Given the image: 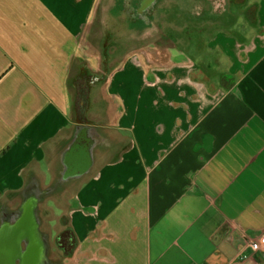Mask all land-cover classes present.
<instances>
[{
    "label": "crops",
    "instance_id": "obj_1",
    "mask_svg": "<svg viewBox=\"0 0 264 264\" xmlns=\"http://www.w3.org/2000/svg\"><path fill=\"white\" fill-rule=\"evenodd\" d=\"M96 3L0 0V202L70 201L75 264H264V0L252 39L208 24L109 71Z\"/></svg>",
    "mask_w": 264,
    "mask_h": 264
},
{
    "label": "rangeland",
    "instance_id": "obj_2",
    "mask_svg": "<svg viewBox=\"0 0 264 264\" xmlns=\"http://www.w3.org/2000/svg\"><path fill=\"white\" fill-rule=\"evenodd\" d=\"M253 1L254 0H250V3H253ZM107 2L110 5L111 4H114L117 6L126 5L127 7H130V3H131V6H132L131 10L128 9L127 11V14H130V15L127 16L120 11L117 13L111 12V14L108 11L104 12L103 8L105 7L102 5V9L99 11L100 13H98L96 16L93 14V16L91 17V20H89L85 24V27H84L85 33H88V34L90 33L94 35L97 32L99 36H97V38L93 37V39L90 40L89 36L83 33L82 40L84 43H86L90 47V54H95L98 52V48L96 46H98L102 50H105L107 55L100 54L99 65H101L102 69L104 68L106 71H109L110 69H114L117 66V65L112 66L111 62H118V64H121V62L125 59L127 54H131L130 52L134 53L133 51L135 50V48H133V46L130 45L126 47L127 50H129L130 52H128L127 50H119V51L117 50V51L111 52L112 47H110L109 42L115 41L116 38L113 35L105 37V35H107V32L113 33L112 29H110L111 23L110 24L108 23L110 25L109 27L106 21L113 22L114 31L116 32L117 22H120V23L126 22V21H134L135 23H139L140 21L142 22L145 17L144 10L147 7V6H144L145 4H148V6L151 7L150 17H152L153 11H154L155 16H163L164 14L169 15L172 12L174 6H172L171 4H169V6H166L167 4L166 2H168L167 0H146L145 3H144V0L136 1L135 3H133L131 0H108ZM160 4H161V7L163 4H165L163 7L165 6L166 7L163 9H159V12L155 11L156 6ZM80 6L81 8H85L87 4H83L82 2ZM223 6L224 4L222 0H217L216 2L214 0V2H209V4L206 6L204 11H202L200 15L198 16L188 15L187 17L183 15L182 17L183 20H180L179 22H177V25L175 23H171L170 18L166 17V19L162 22L161 27L164 30L163 32L169 33L172 26L176 25L178 28H183L187 24V23H184L182 25H179L183 21L195 22L196 24H189V27L187 26L183 29V31L180 30L178 32L183 33L187 31L189 32V34H202V33H208V32L212 33L213 29H210L209 31L208 24H212V25L221 24L222 18L220 16H223V13L221 12L219 13V11H224ZM74 11H77V10H74ZM239 12L244 17L239 16L238 15ZM188 13H190L191 15H194L192 11H188ZM232 13H233V16L228 17L226 19L227 22L226 21L225 22L228 24L233 23V25L228 27V24H223V27H228L226 28V31H232L233 33H236L238 37L240 38L245 37L249 39H252L257 33H259V29L257 28V26H255V9L254 8H250L249 10L236 8V10L234 9V12L232 11ZM97 18H98V24H91L90 26H88L90 23L95 22ZM102 27L105 28L107 32L103 30V34H101L100 32L102 31ZM123 27L125 29H128L130 33H134V29L131 26H129L128 28L127 24H124ZM202 28H205L206 30ZM216 32H218V28L214 29V33ZM161 39H163V37H161ZM139 43L142 45L150 46V48H151V45L154 44V42H151V41H139ZM112 44L113 43H111V45ZM154 48L156 50L158 49L157 47H153V49ZM154 54H157V53H154ZM70 208H71L70 201L69 202L68 201H63V202L44 201L41 206V210H42V214L44 218V226H43L44 229H46L49 233L51 232L52 236H55L56 234H61L64 231V229L67 230L66 226H63L64 224H59V219L65 214L68 216L67 218H69L70 220L71 219L69 216ZM6 220L7 219L5 218H2V217L0 218V252H7L10 254L13 251H16L21 256L20 264H23L24 261H26L25 257H26V252L28 250V243L25 239L24 233L22 232L23 230L26 229V227L24 226V224H21V223L16 224V225L9 224L8 227H6V225L3 224V221H6ZM20 221L23 222V217L20 218ZM65 224L69 225V221L68 222L65 221ZM70 224H71V221H70ZM56 253L59 254L55 250L54 254L56 255ZM22 257L24 260L22 259ZM75 257L72 260V262H69L68 264H75V261H76ZM34 260H36V258H34ZM0 262H2L1 259H0ZM0 264H3V263H0Z\"/></svg>",
    "mask_w": 264,
    "mask_h": 264
},
{
    "label": "water",
    "instance_id": "obj_3",
    "mask_svg": "<svg viewBox=\"0 0 264 264\" xmlns=\"http://www.w3.org/2000/svg\"><path fill=\"white\" fill-rule=\"evenodd\" d=\"M108 0H97L96 7L94 8V15L96 16L99 11L102 9V5L105 7L104 12L108 11L110 12H122L125 15L127 14L128 9L131 10L130 7H127L126 5L117 6L114 4H109L107 2ZM133 3L136 1L141 0H131ZM145 1V0H144ZM166 6H169L171 4L173 7L172 12L169 15L164 14L163 16H155L154 11L152 12V17H158L156 20L158 23L155 25L148 26L147 29H151L149 37L146 35L145 39L146 41L154 42V46H160L159 42L157 41L160 36L163 33L162 29V22L166 19V17L170 18V21L176 19V21L183 20V15L186 17L189 16H198L204 11L206 6L209 4V2H214V0H167ZM217 0H215L216 2ZM146 2V1H145ZM144 2V3H145ZM224 6V11H219V13L223 14H229L230 17L233 16V13L231 12V0H222ZM161 5V4H160ZM165 4L162 5V7L155 9V11L159 12V9H163ZM184 10V11H183ZM133 11V10H132ZM131 11V13H132ZM188 11H192L194 15H191L188 13ZM114 13V14H115ZM113 14V15H114ZM166 15V16H165ZM126 16V17H127ZM104 17V16H103ZM107 25L111 27L113 33L107 32L105 28L102 27V31L100 32L103 34V30L107 32V35L105 37L113 35L116 39L115 41L109 42L110 47H116V50H127L126 47L133 46L136 51H141L142 53H146L147 51H151L150 46L142 45L139 43V39L143 37V34H139V32H142L143 25L141 21L139 23H135L134 21H126V22H117L116 24V32L114 31V25L112 21H106ZM109 23V24H108ZM156 23V22H155ZM186 23V21L181 22L179 25ZM91 24H98V18L95 22L90 23ZM124 24H127V27L131 26L134 29V33H130L128 29H125L123 27ZM196 24V23H195ZM151 27V28H150ZM187 27L184 26L183 28H178L176 25L172 26L174 31L172 32H178L183 31V29ZM137 29V30H135ZM98 33L96 32L93 37L97 38ZM158 42V43H156ZM111 43H113L111 45ZM112 49V48H111ZM159 49V48H158ZM130 52L129 50H127ZM132 53V52H130ZM43 196V193L41 191V188L38 184L30 183L25 186L22 192L9 195L7 198H5L3 201L0 202V218L7 219L6 221H3V224L8 227V225H16V224H24L26 227L25 230L22 232L25 235V239L28 243V250L26 252V257L23 264H48L49 261V255L50 254V244H49V237L46 234L45 231H43L44 226V218L42 215L41 206L44 202V200H41L40 198ZM17 204L18 206L13 208V206ZM23 217V222L20 221V218ZM53 254V252H51ZM21 256L16 252L13 251L12 253L7 252H0V259L2 260L3 264H15V260H20ZM36 258V260H34ZM39 258V260H38ZM23 259V257H22ZM24 260V259H23ZM56 264V263H55Z\"/></svg>",
    "mask_w": 264,
    "mask_h": 264
},
{
    "label": "flooded vegetation",
    "instance_id": "obj_4",
    "mask_svg": "<svg viewBox=\"0 0 264 264\" xmlns=\"http://www.w3.org/2000/svg\"><path fill=\"white\" fill-rule=\"evenodd\" d=\"M247 1L248 0H231V9H230L231 12L232 11L234 12V9L236 10V8L243 9L242 5ZM130 5H131V3H130ZM144 6H147V7L144 10V12H145L144 20L141 22L143 25V29H142L141 33L139 32V34H143V37L140 38L139 41H146L145 37L147 34L149 37L151 29H147V26H151L154 24L156 25L158 23V21L156 20L158 17H155V16H154V18L150 17L151 16V14H150V8L151 7H149L148 4H145ZM160 7H161V5H158V6H156L155 9H158ZM236 14H238V13H236ZM238 15L242 16V14H240V12ZM220 17L222 18V20H221L222 24H228V23H226L227 22L226 19L228 17H230L229 14H223V16H220ZM242 17H244V16H242ZM177 22H179V21H176V19H174V20H172L171 23H175L177 25ZM186 23L187 24L185 26H188V27H189V24H195V22H186ZM172 31H174L173 28L170 29L169 33L168 32L162 33L160 38L157 40L161 46H154L155 44L151 45L150 49H152V50L150 51V53H149V51L146 52V54L149 53V54H147V56L149 57L150 60L156 61L159 64L169 62L170 61L169 51H172L174 49H179L181 46L186 45V40H183V37H180L181 33L180 32H172ZM161 37H163V39H161ZM158 42H156V43H158ZM96 47L98 48V52L95 54H98V57L100 56V54L107 55L105 50L100 49L98 46H96ZM153 47H157L160 49L164 48L165 52L161 51L160 53L154 54V53H156L155 52L156 49L155 48L153 49ZM171 62L172 61H170L169 63H171ZM17 206L18 205L15 204L13 206V208H15ZM67 217L68 216L64 214L59 219V224H64L63 226H66V229H67V230L64 229V231L61 234H56L55 236H52L51 232L49 233L43 227V231H45L49 237V244H50L49 251H50L51 255H49L48 264H55V263L56 264H68L69 262H72V260L75 257V252H76V249L78 247V243L76 242V238L70 229L71 228V226H70L71 219L69 220V218H67ZM65 221L66 222L69 221V225L65 224ZM55 250L59 253V254L56 253L57 256L54 254ZM51 252H53V254ZM15 264H20V260L16 259Z\"/></svg>",
    "mask_w": 264,
    "mask_h": 264
},
{
    "label": "built area",
    "instance_id": "obj_5",
    "mask_svg": "<svg viewBox=\"0 0 264 264\" xmlns=\"http://www.w3.org/2000/svg\"><path fill=\"white\" fill-rule=\"evenodd\" d=\"M248 245L252 248L253 251H259L264 247V235L257 239H250Z\"/></svg>",
    "mask_w": 264,
    "mask_h": 264
},
{
    "label": "trees",
    "instance_id": "obj_6",
    "mask_svg": "<svg viewBox=\"0 0 264 264\" xmlns=\"http://www.w3.org/2000/svg\"><path fill=\"white\" fill-rule=\"evenodd\" d=\"M70 229H71L72 233L74 234L72 227H71ZM74 236H75V238H76V242L78 243V239H77V237H76L75 234H74Z\"/></svg>",
    "mask_w": 264,
    "mask_h": 264
}]
</instances>
